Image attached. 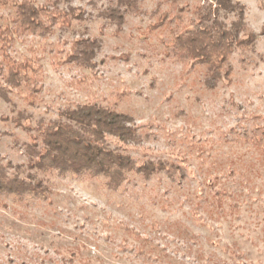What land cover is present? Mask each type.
Masks as SVG:
<instances>
[{"label":"rangeland","instance_id":"rangeland-1","mask_svg":"<svg viewBox=\"0 0 264 264\" xmlns=\"http://www.w3.org/2000/svg\"><path fill=\"white\" fill-rule=\"evenodd\" d=\"M34 1L79 8L83 18L48 37H16L11 55L35 62L43 88L33 103L24 88L10 93L12 103L0 95L3 164L27 166L30 135L17 125L20 115L35 126L57 120L61 109L98 103L151 135L143 147L113 139L110 146L140 160H171L188 176H134L112 192L104 179L33 171L52 192L48 200L0 194V264H264V0H234L257 40L236 49L233 82L214 90L203 66L185 64L164 44L194 28L196 7H215L212 0L125 5L121 27L102 15L118 0ZM11 13L10 0H0V26ZM84 38L100 46L94 69L66 62L73 41ZM253 132L262 147L249 141Z\"/></svg>","mask_w":264,"mask_h":264},{"label":"trees","instance_id":"trees-1","mask_svg":"<svg viewBox=\"0 0 264 264\" xmlns=\"http://www.w3.org/2000/svg\"><path fill=\"white\" fill-rule=\"evenodd\" d=\"M139 1L142 0H118L116 6L102 15L121 27L125 17L123 7L135 6ZM212 1L216 2L215 7L213 3L206 7L198 4L199 22L194 28L184 26L164 43L168 53L178 60L206 69L205 86L209 90L216 89L222 82H233L232 59L236 49H252L257 40L245 21L243 4L234 0ZM10 3L13 13L8 17L9 22L0 26V78L3 82L0 95L12 103L10 93L24 88L28 92L26 98L33 103L42 91V79L33 60L18 61L11 55L16 37H48L57 28L69 30L75 20L83 18V13L79 8L62 9L55 2L37 5L34 0H10ZM230 14H235L237 19L230 24L221 20L222 16ZM162 25L159 22L153 30ZM99 47L97 40H74L66 62L94 69ZM21 116L17 125L30 135L24 147L28 163L26 167L14 166L11 162L3 164L0 157V194L6 197L48 200L52 192L50 186L33 171L58 173L61 177L104 179L106 189L112 192H120L134 176L151 180L165 174L172 181L178 177L187 179L186 170L171 160H140L119 147L110 146L109 140L113 139L122 146L143 147L151 138L129 114L92 103L61 109L57 120L41 119L35 126L23 123ZM253 133L249 141L256 148L262 147L261 138Z\"/></svg>","mask_w":264,"mask_h":264}]
</instances>
